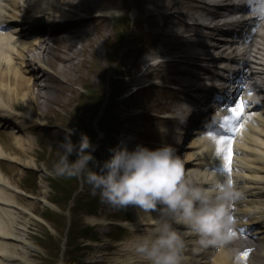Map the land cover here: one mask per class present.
Wrapping results in <instances>:
<instances>
[{"label":"bare ground","instance_id":"obj_1","mask_svg":"<svg viewBox=\"0 0 264 264\" xmlns=\"http://www.w3.org/2000/svg\"><path fill=\"white\" fill-rule=\"evenodd\" d=\"M21 0H0V29H10L6 32H0V36L9 39L7 45H3L0 42V125L13 126V134H17L23 130L22 135H14L15 146L12 151L20 153L22 156H12L5 150L0 142V159L10 158L13 161L20 162L25 166L35 165L32 158L22 159L28 153L33 151L35 142L34 136L29 130L31 122L27 113L17 111L15 104L26 102L30 98L34 97L32 86L37 85V78L29 71L25 64V55L30 51L39 48L42 53H47L50 56L51 46L41 48L40 46H34L35 41L28 42L19 38L21 32L19 27L15 25V19L17 17V10L20 7ZM57 0H25L33 13H39L41 11H54L61 12L68 16L74 17L78 21L75 23L77 30H68L67 37L63 39L64 42H68V46L65 48H59L58 52L54 56L59 60V73L61 75H69L77 72L84 64L80 60V54L85 51L87 41L90 45H93L96 35H102L105 39H100V44L108 47L111 33L107 32L106 15H93L91 18H84L80 13L87 11L91 14L99 13L102 9H114L118 2L113 0H63L66 2L68 8L61 7L56 3ZM182 0H170V4L179 3ZM210 0H196L192 5L196 9L208 8L211 5ZM156 6H163L166 0H150ZM125 4V1H121L118 5ZM229 3H225L224 7H229ZM156 10V9H155ZM79 11V12H78ZM147 10V14L152 18L154 13ZM237 10L230 11L229 14H224L218 11L213 15L212 22L214 24L225 22L226 24L230 16H234ZM110 15L113 12L109 13ZM176 12L171 14L172 17L162 16L168 22L170 19H175L173 24L180 29L165 30V25L160 28V32L171 38H178L183 32L192 31L199 27L207 28L210 31L217 32L220 35L221 32L215 29L217 27L211 24L186 26L181 23L178 16L181 15ZM158 16V15H156ZM254 25L258 26V31L254 30L248 41L247 50L250 55L257 58V66L251 71V75L259 77L262 80L260 85L261 89H264V18L257 16L252 19H248ZM245 20L244 22H248ZM158 20L153 21L152 24L157 25ZM94 27V31L90 32ZM213 28V29H212ZM198 31V30H196ZM191 34V36H205L204 33ZM223 34V33H222ZM81 35H85L83 39V45L81 41ZM116 35V32H115ZM189 37L186 40L191 43L192 46H204L207 45L200 41V38L192 39ZM224 36V35H222ZM220 36V37H222ZM200 39V40H198ZM213 39L212 36L210 38ZM220 39V38H218ZM81 46L79 47V44ZM217 46L209 47L207 50L196 51H181L180 61H187L192 58H200L209 62H216L224 57L222 53L226 52L231 47L226 44H219ZM162 45H165L162 43ZM161 52L166 51L164 47ZM211 49L215 51L211 52ZM108 51V49H107ZM106 51V53H107ZM94 57L99 64V74L105 71L106 66L102 64L103 55L99 54L96 49L92 50ZM40 56H35L30 59L29 62H33L39 59ZM133 57V56H132ZM82 65H79V64ZM143 63V61H142ZM172 65L176 62H172ZM141 60L136 61L130 65L131 70L140 68ZM81 66V67H79ZM151 71V68H148ZM184 71V70H183ZM74 72V73H73ZM29 73H32L29 76ZM190 77L186 83L182 82V77L177 79L182 86L191 87L196 86L197 76H192L191 73L186 71L182 72ZM45 75V74H44ZM59 80L61 89H66L70 92L68 98H66L64 104L71 103L73 96L75 95V89H83L87 86L93 87L95 81L89 77L85 82L79 83L80 87H75L69 84L65 79L56 76ZM77 78V77H76ZM196 79V80H195ZM136 80V79H133ZM130 80L126 83L129 84ZM198 81V80H197ZM129 82V83H128ZM36 94V93H35ZM37 96L42 97L44 100L42 103L46 106L50 99L51 94L48 91L39 93ZM251 95L244 93L243 99L246 102V111L243 117L240 118L239 123H242L244 127L239 130L238 133L226 132L225 128L221 127L223 120L217 121L215 127L223 129L224 135H234L235 142L232 145L233 156L231 167L233 171L230 174V178L233 181L232 188L240 193V198L234 201L228 208V214L234 217L232 222L233 231L236 233L231 236L222 246L207 248H200L198 245L190 243L188 250L186 251L187 264H243L241 252L243 250L252 249V255L245 264H264V114L259 113L258 107L251 104ZM249 100V101H248ZM80 105V103L78 104ZM20 106V105H19ZM231 108V107H230ZM230 108L220 109L215 112L217 118H222L225 115L231 116ZM93 105L84 107L87 113L91 112ZM104 110V109H103ZM16 117V118H15ZM20 119V120H19ZM215 122V121H214ZM199 128V127H197ZM18 129V130H17ZM20 129V130H19ZM198 133H207L204 129L197 130ZM180 134V132H179ZM130 141L129 139H126ZM205 138H194L192 143L187 149L185 154L186 168L191 172L194 179L207 183L210 179L220 183H226L229 178V173L225 170V160L223 156L216 155V142H211L208 147H204L208 142ZM44 186V185H43ZM45 187H42V191L45 193ZM18 196L16 195V187L5 177L0 169V264H30L28 256V248L25 245L26 241V228L28 220L25 218L26 213L18 203ZM230 209V210H229ZM24 215V216H23ZM136 222L135 230L131 231L132 237L124 243L122 251L123 254L119 257H114L109 262V254L100 259L98 264H130L134 253L131 251V247L128 242L136 236L137 233H143L150 230L152 227V219L158 215V210H144L140 207H136L134 210ZM256 225H259L256 227ZM247 234L244 236L243 234ZM195 240V237L192 238ZM238 240L240 242H238ZM239 243V244H238ZM240 245V246H239ZM117 248H113L111 254H117ZM240 258V260H239Z\"/></svg>","mask_w":264,"mask_h":264},{"label":"rangeland","instance_id":"obj_2","mask_svg":"<svg viewBox=\"0 0 264 264\" xmlns=\"http://www.w3.org/2000/svg\"><path fill=\"white\" fill-rule=\"evenodd\" d=\"M98 1H101V3L103 2V0ZM113 1H117L118 4L121 1H125L127 6L125 8L127 9H129V7L138 8V11L142 14V18L147 13L146 10L155 8V5L147 3V0ZM123 10L126 16L121 19V22L125 19H128L130 22H134L129 17L130 13L128 14L124 8ZM135 25H139L140 28L142 23L140 24V22H135ZM107 26L109 27L107 28V32L104 34L107 35V33H111L110 39L108 40L111 42L106 53L108 66L105 68L106 72L101 78L97 76L98 83L96 87L87 88L89 96L85 95L81 102L79 93L77 89H75V95H71L73 96L71 103L65 105L64 102L70 95V92L66 89H61L59 80H57L54 76H49L51 77L49 80L44 79L43 81V78H41L40 83L47 85L51 89L47 90L48 88L35 86L33 89L34 97L30 98L26 102H21L19 104L20 106L18 105L20 109L26 110L25 113H29L30 115H33L35 111H38L35 115L38 114L39 117H35L34 119L36 125L40 121L46 125L48 124L47 126H39L37 128L38 135L40 134L42 137V143L40 145H36L37 147L35 148V152L28 153V155L22 157V159L32 158L35 165L30 166V168H22V166L11 163L10 161L1 162L5 176L12 184L25 192V194L22 193L18 197L17 201L19 206L26 210L27 213H32L31 215L25 214V218L29 221L26 228L27 239L25 245L28 248L30 264H97L95 261L98 262L99 259L106 257L108 254L110 255L108 256L109 262H111L114 257H119L123 254L122 248L124 243L132 237V233L131 230H129L127 222H131L132 224L133 222H136L134 210L136 207L138 208V206H112L101 199L99 191L95 192V194L93 193L92 185L91 192H86L88 190V187L85 185V178L86 181H88L87 170L82 172L80 175H76V180L75 176L58 174L54 167L60 158V142L65 138L68 125H78L77 122L75 123L73 120L78 114L77 110H81L78 105L79 103H82V105L88 104L86 103V97H89L88 101L90 100L92 104L96 99H98V97L110 94L111 89L113 91L116 89H121L123 91L127 89L136 90L140 85L139 83H141V81L133 80L134 78L137 79L135 75L139 68L131 70L130 65L134 59L136 60L140 56L142 52L137 49L138 45L142 46V36L137 35L136 30L132 32V39H127L124 34H116L115 36V30L118 27L112 25L109 19L107 21ZM81 37L82 38L77 42L81 41L83 45L85 35H81ZM95 37L105 39L102 35H96ZM100 39L94 40L93 45L91 46L88 41L84 43L85 45L89 44V46H86V50L80 54V60L89 53L93 55L94 53L92 50L94 49L99 51ZM81 43L79 44V47L81 46ZM58 45L62 48L65 46L67 47V43L62 41H60ZM100 51L101 54H104V48L103 52L102 49ZM47 60H49L51 64H55V66H57V63L59 62L55 59V56L52 55L48 56ZM80 60L77 59L76 62ZM83 64L84 65L82 67L79 66L81 68L78 69L76 73L73 72L74 77H72L73 74L63 75L67 76L64 78H67V81L72 83L74 86H79V83L85 82L87 77L96 76L94 73L89 74V72L92 71L90 63L88 64V62L85 61ZM104 64H106V62H104ZM79 65L82 64L80 63ZM170 71L171 68H166L161 71V74L165 73L162 78L164 82H167V84L171 82L170 77L167 76ZM112 74H118L115 75L118 77H121V74L131 76L129 79L130 83L128 82L129 84H127V80H125V82L123 80V88H119V83L114 84V82L110 80ZM163 85L164 84L161 83L160 87L143 89L139 91V93L137 92L135 94L136 97H133L130 102H134V104L137 102L135 107L141 108L147 112L154 110L155 113H163L165 110L160 109V107L162 106L163 101H166L164 97L168 91H172ZM42 88L45 89L43 90ZM45 91H48V94L52 95V98L46 106L42 103L44 99L37 96L39 93ZM108 103H106V105ZM156 103H159V105L156 106ZM130 106L134 107L132 105ZM123 108L124 106L120 104L118 106V111L113 109L114 111L119 112V115H112L109 119L102 121L101 127H98V130L102 129L101 131H104V133L106 132V137L103 135L106 140H98L95 139V137L91 138L94 133L89 134V137L95 146V157L98 154V150H100V157L96 158L101 164L105 159L110 157V149L123 141L122 137L119 138V136L122 135V130L120 129L121 125L125 128L127 125L123 124H129L128 129H130L131 127L136 126L142 127V124L144 125L147 122L145 121L146 118H141L140 116L126 119L125 117L127 115L125 111H122ZM88 119L91 121L92 116ZM85 122L86 121H84V123ZM53 124H57L59 127L62 126L65 129H62V131L59 132L58 128L55 127L56 125L51 127ZM162 125H165V130H162ZM87 127L88 126H83L78 129H86ZM154 128L155 131H153V135L149 132H146L145 135H140L139 137L131 135V137L137 138V140H134L131 145L129 144V141L125 142L130 148H134L137 144H144L148 147L155 146L154 148H156L157 144L171 143L170 135L168 138V136L166 137L164 134L165 132H168L167 130L170 129V125L166 123L162 117H159ZM148 130H151V128ZM78 141L79 139L76 142ZM4 142L6 144V150L12 156H22L20 153H15L16 151L14 152L10 150H13L14 147V140L10 136L4 139ZM77 158L78 155L75 152L69 157L70 161H75ZM89 164L94 168L96 167L95 161H90ZM96 170H98V168ZM82 174L84 180L82 179ZM76 182L77 192L75 195L71 196L72 201H70L73 206L76 200V205L74 206L75 214H73L74 216L72 217L70 208L67 207V205L63 207L61 206L62 201L60 197L66 193L69 195L71 190L74 188L73 184H76ZM42 184L46 186L45 194L42 193ZM81 193H87L89 195L80 196L79 194ZM42 200H46L47 203H42ZM125 209H129L130 213L124 217ZM36 219H39L41 223ZM91 219L96 220L92 221ZM76 224L80 225L82 228L76 227ZM113 248H117V254L115 255L111 254Z\"/></svg>","mask_w":264,"mask_h":264},{"label":"clouds","instance_id":"obj_3","mask_svg":"<svg viewBox=\"0 0 264 264\" xmlns=\"http://www.w3.org/2000/svg\"><path fill=\"white\" fill-rule=\"evenodd\" d=\"M100 12L120 14L117 9ZM255 13L264 17V0H256ZM151 52L146 53L149 65ZM156 59L163 62L158 53ZM73 132L68 127L60 142L61 155L54 165L58 174L76 176L87 170L93 193L99 191L104 202L115 207L133 205L158 210L151 229L137 233L128 242L134 253L130 264H187L190 243L200 248L219 247L230 238L233 224L228 208L240 193L230 186L220 189L219 183L211 179L207 183L194 179L173 144L156 148L137 144L130 148L121 141L101 164L93 154L95 146L89 135L82 132L79 141L74 142ZM74 152L78 158L70 161ZM90 161L96 162L95 168ZM127 223L134 231L135 225Z\"/></svg>","mask_w":264,"mask_h":264},{"label":"snow or ice","instance_id":"obj_4","mask_svg":"<svg viewBox=\"0 0 264 264\" xmlns=\"http://www.w3.org/2000/svg\"><path fill=\"white\" fill-rule=\"evenodd\" d=\"M264 18V17H262ZM249 95H251V92H249ZM230 112L232 113L231 116L225 115L223 117V122L221 124V127L228 129L230 132L238 133L240 129L244 127L242 123H239V120L241 117L244 116L246 111V102L243 98L240 99L238 103L235 104V106L231 107ZM207 135L212 137V139L216 142L217 148H216V155L217 156H223L225 160V170L229 173V178L227 179L226 183H220L218 186L220 189H223L226 186H232L233 181L230 178V174L233 171V168L231 167L232 163V156H233V150L232 145L235 142V136L234 135H220L213 132H207ZM229 219L233 222L234 217L231 215V213L228 214ZM236 233L234 231H229L228 235L234 236ZM242 257H246L247 253H241Z\"/></svg>","mask_w":264,"mask_h":264}]
</instances>
